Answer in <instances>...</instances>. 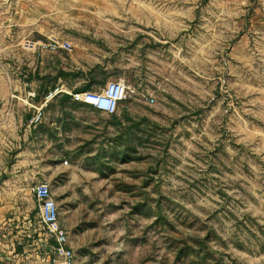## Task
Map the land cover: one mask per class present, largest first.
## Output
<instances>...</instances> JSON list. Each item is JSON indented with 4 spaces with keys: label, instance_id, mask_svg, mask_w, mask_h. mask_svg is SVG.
Returning <instances> with one entry per match:
<instances>
[{
    "label": "rangeland",
    "instance_id": "1",
    "mask_svg": "<svg viewBox=\"0 0 264 264\" xmlns=\"http://www.w3.org/2000/svg\"><path fill=\"white\" fill-rule=\"evenodd\" d=\"M48 5L71 51L0 57V96L22 103L37 168L62 163L46 180L72 264H264V0ZM118 78L112 115L72 100ZM32 223L0 256L49 264Z\"/></svg>",
    "mask_w": 264,
    "mask_h": 264
},
{
    "label": "crops",
    "instance_id": "2",
    "mask_svg": "<svg viewBox=\"0 0 264 264\" xmlns=\"http://www.w3.org/2000/svg\"><path fill=\"white\" fill-rule=\"evenodd\" d=\"M49 2L50 0H0V36L4 40L0 57L10 56L11 68L29 66L30 59L37 54L45 50L52 51L40 47V43L48 41L50 37L60 39L58 32L45 28L51 17ZM60 9L59 7L57 11H61ZM7 67L0 61V68ZM15 86L19 87L20 84L12 83V87ZM4 96L5 94L0 96L3 101L0 108V244L4 240L17 241L18 234L24 230L32 231V217L37 208L32 187L38 181L46 180L53 168L62 164L48 155V158H42L43 163L47 161L48 168H37L34 148L29 139L31 130L26 122L27 117H23L20 112L22 103L16 102L14 98L9 100V97L4 100ZM44 248L48 249L46 245ZM1 250L3 248L0 246ZM11 251L14 253L11 256H0V264H21L18 252L13 248L9 252ZM27 263L30 264L31 260L26 259L25 264Z\"/></svg>",
    "mask_w": 264,
    "mask_h": 264
},
{
    "label": "built area",
    "instance_id": "3",
    "mask_svg": "<svg viewBox=\"0 0 264 264\" xmlns=\"http://www.w3.org/2000/svg\"><path fill=\"white\" fill-rule=\"evenodd\" d=\"M40 47L52 51L63 49L71 51L72 43L67 39L50 37L48 41L40 43ZM128 86L123 79H110L94 88L72 93V100L82 102L92 108L107 114L116 112L118 104L126 98ZM42 119L41 108H36L29 117L31 124ZM37 203L39 226L45 237L52 240L49 264H72L74 253L68 244L66 231L61 227L58 219L57 205L52 197L49 184L40 180L32 187Z\"/></svg>",
    "mask_w": 264,
    "mask_h": 264
},
{
    "label": "trees",
    "instance_id": "4",
    "mask_svg": "<svg viewBox=\"0 0 264 264\" xmlns=\"http://www.w3.org/2000/svg\"><path fill=\"white\" fill-rule=\"evenodd\" d=\"M104 81H102V82H99L100 84L101 83H103ZM90 83H92V81L90 82ZM91 84H87L85 87H83L81 90H79V91H83V90H86V89H89V88H91Z\"/></svg>",
    "mask_w": 264,
    "mask_h": 264
}]
</instances>
